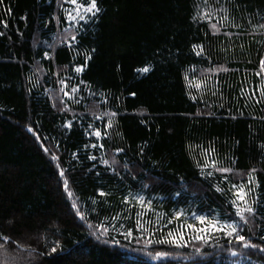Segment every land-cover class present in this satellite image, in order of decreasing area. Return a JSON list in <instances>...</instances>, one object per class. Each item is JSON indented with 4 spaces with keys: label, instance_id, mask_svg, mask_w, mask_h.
Masks as SVG:
<instances>
[{
    "label": "trees",
    "instance_id": "1",
    "mask_svg": "<svg viewBox=\"0 0 264 264\" xmlns=\"http://www.w3.org/2000/svg\"><path fill=\"white\" fill-rule=\"evenodd\" d=\"M68 5L0 4V21L7 22L6 28L0 23V264H264V103L241 93L261 82L255 72L264 58V0H208L211 23L229 18L216 35L209 22L192 19L207 9L204 0H98L101 11L81 21L82 28L65 22ZM65 28L77 36L72 48ZM193 45H203L204 54L197 56ZM86 55L91 59L77 74L74 68L84 65ZM145 65L148 73L135 71ZM219 66L227 71H207ZM185 75L205 81L203 90L189 88ZM61 79L69 92L80 88V103L65 97L64 111ZM105 112L117 113L108 136L86 135L89 123L104 131L108 117L95 116ZM66 121H72L70 129ZM98 143L104 148L85 147ZM41 144L59 156L85 220L76 215L56 162ZM210 147L221 166L234 170L223 174L226 182L214 169L202 176L197 167ZM103 159H115L114 171ZM253 168L256 214L244 224L235 217L228 189L246 182ZM217 185L225 192H217ZM140 195L151 200L150 210L133 199ZM176 211L189 222L191 213L231 217L246 241L260 247L244 248L234 237L229 243L223 233L205 244L187 230L183 247L155 243L180 223L168 224ZM137 219L150 231L138 230ZM101 223L107 232L97 227ZM129 228L126 238L121 233Z\"/></svg>",
    "mask_w": 264,
    "mask_h": 264
},
{
    "label": "snow or ice",
    "instance_id": "2",
    "mask_svg": "<svg viewBox=\"0 0 264 264\" xmlns=\"http://www.w3.org/2000/svg\"><path fill=\"white\" fill-rule=\"evenodd\" d=\"M3 3V0H0V4ZM65 3L71 5L70 9H65V22L69 24L70 27L79 25L81 28L83 25L80 24L81 21L84 23H87L90 19L97 16V14L101 11V8L98 6V0H65ZM204 4L207 6L206 10H201L197 12L195 15H193L192 19L193 21L202 20L207 21L210 24V30L213 35H216L220 33L221 28L224 26V22L227 21L229 18L225 14L223 17H221V20L216 23H211L213 19V10L210 6H208V0H204ZM8 13L11 14V9H8ZM21 19H25V17H21ZM4 25V27H7L6 21H0ZM233 27H239V25L234 24ZM260 28H264V24L259 25ZM255 28V26H254ZM65 32H69V28H65ZM227 34V33H226ZM0 35H4L3 32H0ZM77 36L75 33H70L68 37V47L72 48L73 44L76 42ZM193 51L197 56H201L204 54V47L203 45H193L192 46ZM45 58H48V53H45ZM91 59L90 55L85 56V63L84 65L76 66L74 68V71L79 74L82 73L84 70V67L87 66V61ZM151 70V67L149 65H145L144 67L135 69L136 72L140 74H146ZM208 72H214V71H227V69L223 68L222 66H219L214 69H208ZM262 74H264V58L260 59L259 62V70L255 72V75L257 77H261V82L259 85L256 86L255 90L246 92L243 88H241V93L243 94V97L251 100L253 98H256L257 103H264V77H262ZM184 79L188 82L187 86L189 88H195L196 90H203V87L205 85V81L197 80L195 78L189 79L188 75H185ZM59 84L62 85L60 88V92L63 93L64 97H67L68 99H71L73 103H80V100L75 98V94H77L80 91L79 85L73 86L71 88V91H67L68 88L67 81L65 79H61L58 81ZM84 82L81 80L80 84H83ZM257 93L259 94L257 97ZM215 94V93H214ZM131 95H135V93H131ZM190 98L195 100V96H191ZM107 103V101H104ZM61 104H64L65 107L61 108L60 111H64L67 107L65 101L62 99ZM55 107V105H53ZM117 115L115 112H105L102 115H96V120H103L105 116L108 117L107 123L104 125V131L102 132L99 128L93 129V124H88V129L92 131H86L85 134L89 136H95L98 140H101L103 138H106L108 136V129L113 127L114 120L113 118ZM235 119V117H232ZM255 119V117H253ZM261 119H264L262 117ZM143 123V121H141ZM66 128L70 129L72 126V121H66L65 125ZM29 132H33V129L31 127L28 128ZM39 136H37V140H39ZM47 139V138H45ZM41 147L43 148V151L46 154H50V159L53 162H56V168L59 170V176L62 179L63 182V189L65 193L67 194L68 198L71 200V206L74 210H76V215L81 219L85 220V214L82 212L77 204V199L75 198V194L72 192V190L69 187V181L65 177V169L60 167L59 164V156L56 154V152H50L49 148L45 147L43 144H41ZM57 149L59 148V145H56ZM85 147H92V148H104L103 143L98 144H91V145H85ZM143 149H141L142 151ZM123 149H116L117 153L122 152ZM214 148H208L204 149L202 152V155L204 157L203 162L197 161V167L201 171V175H205V170L212 168L215 170V172L221 173L223 180L226 182L228 180L227 175L228 173H233V168L230 167H223L220 165V162L218 159H216L211 153H214ZM73 158H76V153H73ZM90 160H96L97 157L90 155L88 157ZM234 162V161H233ZM102 164L105 166H108L111 169V165L115 164L116 161L113 159L110 163L109 160L103 159L101 161ZM127 167V165H125ZM114 171V169H111ZM256 172V169H251L247 173V180L246 182H241L239 184L232 183L228 189V191L231 193L232 198L230 199L229 203L234 210L235 217L239 218V221H242L244 224H247L249 222L248 217L255 216L256 214V208L254 205L257 203L256 199L251 198L252 193L254 192V187H250V185L258 187V182L256 180V177L254 173ZM213 171H207L206 175L208 177L213 176ZM215 190L220 193H224L225 189L217 185L215 187ZM98 195L103 197L106 195H109L108 193L103 192L102 190H98ZM135 199L136 203L140 205L142 209L150 210L152 202L151 200L146 201L145 197L143 195L133 197ZM92 203L95 204L96 200L93 199ZM124 203H129V198H124ZM95 211V209H93ZM144 215V212H138L137 216L141 217ZM162 214H157V222H159L160 216ZM185 216V213L183 211H176L174 214L168 219V224H172L173 221H180V223L177 224L174 230H169L167 233V236L164 239L156 240L155 243H172L176 244L179 247H183V238L185 231H189L193 233L191 236L192 240L196 241H202L203 243L207 244L209 239H211L212 234L214 233H223L224 236L230 238L229 243H231V238H235V241L237 243L243 242L244 248H258L260 246L250 244L246 241V237L240 234V228L239 224L236 220L229 217L228 219L221 220L218 216H212V215H206V214H197V213H191L193 222H189L188 220L181 221V218ZM120 214L117 213L116 216H113L112 220L119 219ZM137 229L142 230L143 232H149V228L144 227V224L141 223L140 219H137L136 221ZM89 227H92L91 224H89ZM97 227L102 228L105 232L108 231V228L101 223ZM114 227V225H113ZM123 227V225H121ZM126 238L132 236V229H127L126 232L121 233ZM4 241L7 242L9 240L8 237H3ZM264 239V237H262ZM148 244L153 243L151 239L147 241ZM2 246V245H0ZM58 247V245H57ZM56 247H53L52 251H56ZM199 251V249H197ZM231 255L236 256L237 252L231 250ZM260 251L264 252V247H260ZM157 255H163L162 253H158Z\"/></svg>",
    "mask_w": 264,
    "mask_h": 264
},
{
    "label": "rangeland",
    "instance_id": "3",
    "mask_svg": "<svg viewBox=\"0 0 264 264\" xmlns=\"http://www.w3.org/2000/svg\"><path fill=\"white\" fill-rule=\"evenodd\" d=\"M67 8L70 9V8H71V5H68ZM69 29H71V28H69ZM70 31H71V30H70ZM70 33H71V32H69L68 34H65L64 37L67 38V35H69ZM62 95H63V93H62ZM60 97H61V100H62L63 98H65L64 96H61V95H60ZM96 232H98V234H99V233L102 234V235L104 234V232H103L101 229L96 230Z\"/></svg>",
    "mask_w": 264,
    "mask_h": 264
}]
</instances>
